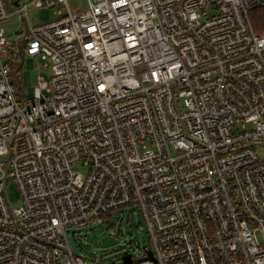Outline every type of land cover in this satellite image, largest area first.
<instances>
[{
	"label": "built area",
	"instance_id": "obj_1",
	"mask_svg": "<svg viewBox=\"0 0 264 264\" xmlns=\"http://www.w3.org/2000/svg\"><path fill=\"white\" fill-rule=\"evenodd\" d=\"M30 6L55 18L32 24ZM261 6L19 0L25 37L0 28V172L21 197L10 208L0 177V264H87L67 230L130 205L150 245L122 264H264ZM19 56L51 67L21 102Z\"/></svg>",
	"mask_w": 264,
	"mask_h": 264
},
{
	"label": "rangeland",
	"instance_id": "obj_2",
	"mask_svg": "<svg viewBox=\"0 0 264 264\" xmlns=\"http://www.w3.org/2000/svg\"><path fill=\"white\" fill-rule=\"evenodd\" d=\"M10 16L0 22V28L7 30L6 36L11 41H17L25 37L27 18L15 12L16 6L13 0H4ZM24 0H20L22 2ZM71 7L84 6L85 0H68ZM216 14V9L211 6L207 11V17ZM27 16L32 24L47 22L55 18L52 8H37L30 6ZM15 65L19 67V75H11L12 84L15 89L16 99L21 102L30 99L36 83L33 80V71L40 76L49 79L51 67L49 59L34 58L31 56L18 57ZM233 129V127H231ZM240 130L239 124L235 125ZM173 153L174 150L171 149ZM2 160V158H0ZM82 174L86 169L77 167ZM3 181L4 195L10 208H16L21 204V197L14 179L8 171L0 172ZM104 222L91 221L67 230V239L71 250L83 256L87 264H101L110 262L109 258L114 255L134 257L139 247H149V237L145 221L141 213L134 206H126L121 210L110 213V220ZM105 259V260H104Z\"/></svg>",
	"mask_w": 264,
	"mask_h": 264
},
{
	"label": "trees",
	"instance_id": "obj_3",
	"mask_svg": "<svg viewBox=\"0 0 264 264\" xmlns=\"http://www.w3.org/2000/svg\"><path fill=\"white\" fill-rule=\"evenodd\" d=\"M249 19L251 21L252 27L255 32L263 33L264 32V6L255 7L249 11ZM12 74L19 75V67L17 65H12ZM104 218L109 221L110 214L107 213L104 215ZM124 255V254H122ZM120 254L114 255L112 258H109L110 262L101 263V264H122L123 262H127L131 259V256H122ZM105 260V259H104Z\"/></svg>",
	"mask_w": 264,
	"mask_h": 264
},
{
	"label": "water",
	"instance_id": "obj_4",
	"mask_svg": "<svg viewBox=\"0 0 264 264\" xmlns=\"http://www.w3.org/2000/svg\"><path fill=\"white\" fill-rule=\"evenodd\" d=\"M18 1H19V0H13V3H14L15 5H17V4H18Z\"/></svg>",
	"mask_w": 264,
	"mask_h": 264
}]
</instances>
